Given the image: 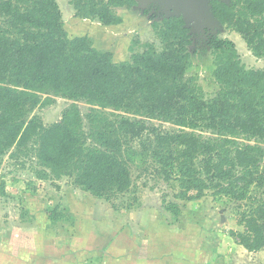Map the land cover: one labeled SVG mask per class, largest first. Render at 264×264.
I'll return each mask as SVG.
<instances>
[{
	"label": "trees",
	"instance_id": "1",
	"mask_svg": "<svg viewBox=\"0 0 264 264\" xmlns=\"http://www.w3.org/2000/svg\"><path fill=\"white\" fill-rule=\"evenodd\" d=\"M68 1L76 17L104 26L120 24L118 11L137 5ZM210 10L264 56V0H211ZM149 20L160 48L136 41L116 63L88 36H68L57 0H0V162L5 155L21 165L32 160L38 178L69 177L109 200L133 189L131 169L149 159L165 181L192 191L189 199L209 192L246 200L244 230L232 235L248 251L264 249V198L256 195L264 191V70L245 68L231 40L210 36L218 91L205 98L185 77L192 33L183 17L153 13ZM57 98L69 103L46 125L35 110Z\"/></svg>",
	"mask_w": 264,
	"mask_h": 264
},
{
	"label": "rangeland",
	"instance_id": "2",
	"mask_svg": "<svg viewBox=\"0 0 264 264\" xmlns=\"http://www.w3.org/2000/svg\"><path fill=\"white\" fill-rule=\"evenodd\" d=\"M57 2L68 36H88L95 47L111 52L116 63L130 57V47L139 46L136 41L160 48L149 20L151 14L158 18L165 13L181 15L192 33L185 77L193 78L205 98H212L218 91L212 76L213 55L207 45L210 36L231 40L245 68L264 70V56L253 55L238 33L217 23L204 8L194 9L181 2L176 5L174 0H137L132 9L118 11L123 18L120 24L104 26L76 17L68 0ZM68 103L57 98L35 113L48 125L59 120ZM78 105L85 117L88 105L83 101ZM151 122L163 129L171 126ZM21 160L24 165L5 155L0 162V188L3 185L4 192H0V264H70L79 258L81 246L86 247L83 262L92 264L88 263L94 258L91 252L104 248L101 236L119 229L132 230L137 240L163 241L173 254L181 256L174 246L178 243L190 264H264V249L248 251L233 236L244 230L239 218L249 209L246 200L209 192L199 199H189L193 192L183 194L176 183L165 181L154 172L155 165L149 159L145 166L137 163L131 169L134 187L130 192L109 200L96 199L76 187L69 177L38 178L35 171L39 168L32 160ZM256 195L264 198V191ZM47 210L51 214L60 212V218L52 221ZM194 256L200 258L197 263Z\"/></svg>",
	"mask_w": 264,
	"mask_h": 264
},
{
	"label": "crops",
	"instance_id": "3",
	"mask_svg": "<svg viewBox=\"0 0 264 264\" xmlns=\"http://www.w3.org/2000/svg\"><path fill=\"white\" fill-rule=\"evenodd\" d=\"M126 233H128L127 236ZM131 233L132 230L130 232L128 230L119 229V231L114 230L111 234H105L104 236H101V239L104 240V248L100 247V250H93L91 253L93 254L94 258L89 259L88 263L92 262V264H190L185 260L184 249L180 247L178 243H175L174 246L177 248L178 251H181V256H176L175 254H173L172 249L166 247L163 241H153L146 238L137 240L135 237L132 236ZM84 247L85 246L80 247L79 258H74L73 262H71L70 264H87L86 261L83 262L85 259L84 253L86 252V247ZM191 255L193 256V254ZM170 256L174 257L170 258ZM177 257L182 258L178 260ZM199 259V257L194 256L193 262L197 263ZM176 261H180V263Z\"/></svg>",
	"mask_w": 264,
	"mask_h": 264
},
{
	"label": "water",
	"instance_id": "4",
	"mask_svg": "<svg viewBox=\"0 0 264 264\" xmlns=\"http://www.w3.org/2000/svg\"><path fill=\"white\" fill-rule=\"evenodd\" d=\"M210 1L211 0H174V3H176V5H177V4H179V2H181L182 5H184V4L189 5L191 8H194V9L204 8L214 18V20L218 23V21L215 19L214 15L212 14V12L210 10ZM165 15H179V14L165 13ZM183 19H184V17H183ZM186 24H187V26H189L187 22H186Z\"/></svg>",
	"mask_w": 264,
	"mask_h": 264
}]
</instances>
